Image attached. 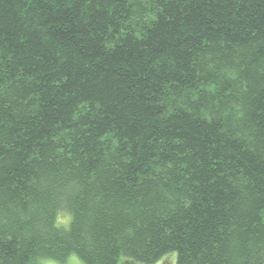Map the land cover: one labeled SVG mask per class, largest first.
<instances>
[{
  "label": "trees",
  "instance_id": "16d2710c",
  "mask_svg": "<svg viewBox=\"0 0 264 264\" xmlns=\"http://www.w3.org/2000/svg\"><path fill=\"white\" fill-rule=\"evenodd\" d=\"M170 253L264 264V0H0V264Z\"/></svg>",
  "mask_w": 264,
  "mask_h": 264
},
{
  "label": "rangeland",
  "instance_id": "374dc122",
  "mask_svg": "<svg viewBox=\"0 0 264 264\" xmlns=\"http://www.w3.org/2000/svg\"><path fill=\"white\" fill-rule=\"evenodd\" d=\"M60 222H64L66 220V215L64 213L60 214ZM176 254L170 253L168 255L163 256L160 260L153 264H175ZM40 264H86L81 258L77 255L72 254L66 261L59 262L52 259H44ZM119 264H142L137 262H128L125 258H122Z\"/></svg>",
  "mask_w": 264,
  "mask_h": 264
}]
</instances>
